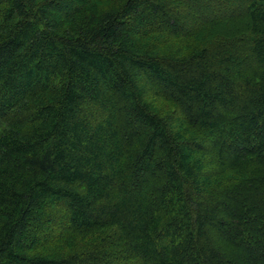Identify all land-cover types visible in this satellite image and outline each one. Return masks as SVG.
Returning <instances> with one entry per match:
<instances>
[{"label":"trees","instance_id":"1","mask_svg":"<svg viewBox=\"0 0 264 264\" xmlns=\"http://www.w3.org/2000/svg\"><path fill=\"white\" fill-rule=\"evenodd\" d=\"M0 264H264V0H0Z\"/></svg>","mask_w":264,"mask_h":264},{"label":"rangeland","instance_id":"2","mask_svg":"<svg viewBox=\"0 0 264 264\" xmlns=\"http://www.w3.org/2000/svg\"><path fill=\"white\" fill-rule=\"evenodd\" d=\"M245 29V24H238V25H235V26H232V28H226V29H217L215 30V32H218V31H221V33L223 34H237V33H241L243 30ZM214 34V33H213ZM155 106L157 107V109L159 111H162V112H167V111H170L171 108H172V105L169 104V103H165L163 101H160L158 103L155 104ZM82 244H80V247H81ZM71 248V246H66V245H57L56 247L54 246V250H58V251H69Z\"/></svg>","mask_w":264,"mask_h":264}]
</instances>
